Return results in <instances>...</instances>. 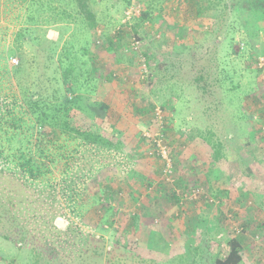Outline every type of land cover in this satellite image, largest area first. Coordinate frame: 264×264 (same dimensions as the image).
Masks as SVG:
<instances>
[{
  "label": "rangeland",
  "instance_id": "374dc122",
  "mask_svg": "<svg viewBox=\"0 0 264 264\" xmlns=\"http://www.w3.org/2000/svg\"><path fill=\"white\" fill-rule=\"evenodd\" d=\"M206 1L130 0L126 6L124 0H89L94 20L89 23L85 15L76 14L70 0L55 3L58 11L46 5L41 11L36 6L25 9L22 3L13 7L0 0V94L19 95L18 82H28L35 66L43 70L50 49L47 40L58 44L57 52L63 44L78 56L87 51L94 60L87 55L75 64L84 72L90 69L95 79L91 86L108 78L101 102L118 116L107 117L118 139L132 150L130 142L139 137L143 142L160 138L181 189H202L196 200L174 206L161 191L165 184L161 159L153 153L138 159L137 174L151 180L152 187L146 189L144 180L136 178L111 179L113 188L121 191L120 204L113 203L117 212L140 215L138 234L128 235L129 220L121 213L109 218L114 221L112 229L131 238L127 242L134 250L158 264H177L185 249L191 254L204 245L202 238L210 249L199 264H211L208 254H225L229 239L240 234L242 264H264V37L256 40L257 52H252L239 23L233 28L232 19L227 25L217 22L222 8L217 0V8L197 15L195 4L206 6ZM130 8L135 15L129 20L125 12ZM141 13L150 14L143 24L136 19ZM120 30L124 35L117 37ZM19 66L22 72L15 75ZM201 70L212 82L222 80V88L216 82L203 95L202 84L194 80ZM216 99L220 103L215 104ZM202 128L212 142L221 144L220 165L200 142ZM144 148L143 143L138 150ZM136 182L141 189L135 188ZM98 216L92 208L79 224L110 240L114 230L99 225ZM57 221L67 224L64 218ZM29 259L27 251L0 239V263L30 264Z\"/></svg>",
  "mask_w": 264,
  "mask_h": 264
},
{
  "label": "trees",
  "instance_id": "16d2710c",
  "mask_svg": "<svg viewBox=\"0 0 264 264\" xmlns=\"http://www.w3.org/2000/svg\"><path fill=\"white\" fill-rule=\"evenodd\" d=\"M70 1L74 3L76 14L85 15L89 23L94 21L88 7L89 0ZM7 2L13 7L22 3L26 4L25 9L36 6L40 10L46 5L58 11L55 3L61 0ZM124 2L126 6L130 4V0ZM216 3L222 4L221 14L215 18L217 22L227 25L228 19H232L233 28L239 23L248 37L246 46L250 45L252 52H257L256 40L264 37V0H217ZM195 8L197 15L202 16L217 6L215 0H208L206 6L197 3ZM149 15L141 13L136 19L143 24ZM89 27L93 28V25ZM123 35V30L117 32V37ZM46 43L50 49H47L49 54L43 70L35 66L30 70L28 82L17 81L19 95L0 94V239L27 251L30 264H158L134 250V244L127 242L131 238L112 229L114 221H108L121 213L129 220L131 231L126 230L128 235L134 237L138 234L140 215L117 212L113 203L120 204L121 191L113 188L111 179L136 178L140 183L144 180L146 189L152 187L151 180L137 174L136 168L141 161L138 159H145L151 156L150 151H154L153 139L143 142L145 139L139 137L131 141L132 150L129 145H124L118 139L113 123L107 121V117L117 119V114L113 107H105L101 102L107 93L105 84L109 85L108 78L91 86L95 79H91L90 69L84 72L83 67L75 64L83 56L88 55L90 62L94 57L84 50L86 53L78 56L67 44L57 52V43L48 40ZM189 49L195 53L193 47ZM21 69L22 66L15 68L14 74L19 75ZM204 72L201 70L194 78L195 82L202 84L203 95L208 89H214L216 82L222 88V80L212 82L207 71ZM215 101V104L219 102ZM204 129L198 134L200 142L220 165L221 144L212 142L209 139L211 134L204 133ZM143 143L147 148L138 150ZM128 151L132 152L133 158L128 156ZM153 157L157 158L154 152ZM211 174L218 179L215 170ZM139 182L135 183L138 190L142 187L138 188ZM180 183L175 180L173 185L165 183L161 187L164 197L174 206L182 205L172 190L174 186L182 188ZM223 193L227 195V192ZM92 208L99 214V225L114 230L109 234L110 240L80 226L79 222ZM60 218H64L67 224L56 222ZM115 236V241H111ZM240 236L237 234L229 239L225 254H208L211 264H242L244 245ZM193 239L198 240V237ZM202 242L204 245L193 248L191 254L188 248L178 255L177 264H199L210 249L203 238ZM168 264H174V261Z\"/></svg>",
  "mask_w": 264,
  "mask_h": 264
},
{
  "label": "built area",
  "instance_id": "2783aa9c",
  "mask_svg": "<svg viewBox=\"0 0 264 264\" xmlns=\"http://www.w3.org/2000/svg\"><path fill=\"white\" fill-rule=\"evenodd\" d=\"M131 7H135V6L132 5ZM133 15H135L133 8H130L125 12L126 19L130 20L133 17ZM13 63H15L14 60ZM156 136L158 135L156 134ZM153 143L155 144L154 153L159 159H161V162L163 163L162 180H164V183L173 185L175 183V178H174V168H173L172 158L169 156L168 151L166 150L164 145L162 146V140L160 138H153ZM172 190L174 194H176L177 197L179 198L181 204L186 200L189 201L196 200L202 191V189H199L197 187L196 188L189 187L186 189H181L175 186L173 187Z\"/></svg>",
  "mask_w": 264,
  "mask_h": 264
}]
</instances>
